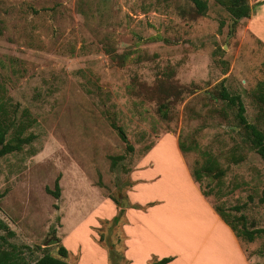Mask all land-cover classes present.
Listing matches in <instances>:
<instances>
[{"label":"rangeland","instance_id":"374dc122","mask_svg":"<svg viewBox=\"0 0 264 264\" xmlns=\"http://www.w3.org/2000/svg\"><path fill=\"white\" fill-rule=\"evenodd\" d=\"M204 1L199 14L190 0H0V100L15 123L28 120L22 135H33L0 157V252L12 254L13 264L43 254L74 261L77 253L61 258L57 246L75 222L89 224L111 250L109 264H119L127 192L136 176L159 169L145 155L165 139L180 142L191 176L200 170L195 183L211 207L237 230L263 229L251 241L234 237L248 264H264V161L236 124L235 106L218 97L221 88L237 94L246 120L264 133V96L256 97L264 0H246L249 15L233 26L226 0ZM155 153L168 176L156 191L170 198L171 219L166 230L150 219L159 229L137 237L144 250L178 249L191 259L206 228L192 226L194 210L171 182L182 189L181 174L168 154ZM55 178L56 197L45 189ZM101 196L124 203L123 219L111 224L121 206L111 199L115 213L102 217ZM191 230L197 236L184 244ZM216 237L206 239L201 264H236ZM94 260L87 254L82 263L101 264Z\"/></svg>","mask_w":264,"mask_h":264},{"label":"crops","instance_id":"0c3cea01","mask_svg":"<svg viewBox=\"0 0 264 264\" xmlns=\"http://www.w3.org/2000/svg\"><path fill=\"white\" fill-rule=\"evenodd\" d=\"M171 140L165 139L160 141L157 143V145L148 150L145 157H147L150 162L155 163V165L157 164L159 169L153 173H150L149 175L141 173L140 175L136 176L134 178L135 180L133 184L131 185V189L127 192L131 203L138 204L140 206H143L148 202H153V204L146 206L143 209H125L124 216L126 220L120 225L124 238L121 250V262L119 264H146V262L153 257L161 258L163 256L172 257V259L166 264H201L202 262L198 259V257L199 254L206 248V239L210 237V234L216 235L218 242H221L222 246H224L222 248H225L229 251L232 263L248 264L242 254L240 246L237 243V239L234 237L231 230L226 224L223 223V221L214 212L212 207L206 202L204 196L200 194L196 183L191 179L190 174L187 172L185 164L180 156V152L177 147H175V143L177 144V142H171ZM156 151L159 154H168L167 157L170 158V163L173 164L176 174H181L182 189L179 185H177V182H175V178H172L171 182L174 184V190H182V198L188 201L189 207L192 206L194 210L195 214L193 217L194 219L192 226L206 228L205 234H203L202 238L198 239L199 245H197L195 256L192 255L191 259H188V253H183L178 249L176 250L169 248L165 251H155L153 249L144 250V247H142L140 244L141 238L137 237L138 231L140 230L155 232L159 229L156 228V224L152 226L150 223H148L150 219L158 220V222L161 223L171 219V213L168 211L170 198L168 196L165 197V194L161 195L156 191L160 190L158 178H161L162 180L164 177H166L168 179V176L165 174L164 168L162 167L163 163H161L158 159V155L155 153ZM145 169L150 170L152 167L146 166L144 167V170ZM153 179H156V183L154 185L153 182L155 180L151 181ZM172 193H174V195H172L180 202V199L177 198L179 192L174 191ZM99 202L100 205L97 209L101 210L102 208H105L104 211L107 212L106 215H102V217L107 219L115 213L116 209L108 197L101 196ZM95 212L97 213V211ZM196 219L199 221L195 222ZM168 223L169 222H165L161 224L160 228L166 230L167 227L165 226ZM69 226L70 227L68 233H66V236L61 238V243L66 248L67 255L71 252L77 253V256L75 257L74 261L66 262L70 264H83L82 259L88 254L93 256L95 259L94 261H99L101 264H109L106 249L96 242L93 236H91V234L94 235V232L88 228L90 226L89 224L75 222ZM193 234V230L184 232V238H181V241L186 244V237L189 240L191 237L197 236L196 233L194 235ZM157 237L160 244L166 247H169V244H171L169 240L166 241L160 236ZM233 260L237 261L234 262ZM223 261L225 260L223 259Z\"/></svg>","mask_w":264,"mask_h":264},{"label":"trees","instance_id":"16d2710c","mask_svg":"<svg viewBox=\"0 0 264 264\" xmlns=\"http://www.w3.org/2000/svg\"><path fill=\"white\" fill-rule=\"evenodd\" d=\"M193 6L195 7V10L201 14L204 12L206 8V3L204 0H190ZM217 2H221V0H217ZM225 9L227 10L228 14L231 18V23L233 26L234 23L244 17H248L250 8L248 4L246 3V0H226L225 2ZM261 96H264V80H261L258 82V92L256 97L258 99H261ZM218 97L221 100H224L226 104L229 106H235V120L236 124L239 125L244 132V138L246 142L249 144V146L253 149V151L264 161V133L262 130H260L258 127H256L255 124L249 123L244 115V108L243 104L237 94H229L224 88H221L218 92ZM163 106H159V111L161 115H164L165 112L161 108ZM14 116H11L8 114L6 110L5 104L0 100V157L10 153L14 150H18L21 146V144H26L30 142V140L33 138L32 133H27L25 135H22L25 128L29 125L28 120L24 121H18L15 123L13 120ZM114 128L117 131V135L125 141L124 133L122 129L119 126H114ZM9 134V136H7ZM177 147L180 151H183L182 146L180 145V142L177 140ZM126 150L130 151L131 146L129 144L125 145ZM205 171H209L212 166V160L207 156L205 158V164L202 165ZM203 169H201L202 171ZM219 171V170H218ZM218 171H215L216 174L220 173ZM192 176L191 179L193 182H197L200 178V170H194L191 172ZM58 178H55L53 183V190H49L48 188H45L46 191L50 194H52L54 197L58 195ZM199 189V188H198ZM199 192L202 196H205L204 192H202L199 189ZM110 199L116 204L121 205L118 207L117 213L112 216L111 218V224H116L118 221V218L121 217V214L123 213V208L125 207L124 203L118 202L117 199L111 198ZM153 202H148L144 204L143 206H140L138 204H127V206L131 208H139L143 209L146 206L152 205ZM214 212L218 215V217L223 221L224 224L228 226V228L231 230L233 235L237 238L239 236H243L247 241H251L254 237L261 234L263 231L262 228H252L248 229L244 225H242L238 230L230 223V221L227 219L224 212H222L217 207H212ZM123 219V216L121 217ZM123 223V222H122ZM4 227V226H1ZM122 233V232H121ZM123 235V233H122ZM124 236V235H123ZM101 238V236H99ZM124 238V237H123ZM66 248L59 244L57 246V254L61 258L66 257ZM107 256L111 258V250H108ZM13 255L9 254L8 252H0V264H13ZM172 259L171 256H163L161 258H151L149 261L146 262V264H166L168 261ZM31 264H70L63 259H60L58 257L51 256L49 254H43L37 259L34 260Z\"/></svg>","mask_w":264,"mask_h":264}]
</instances>
